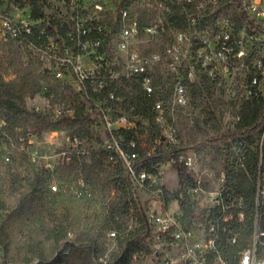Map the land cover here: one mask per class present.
Returning a JSON list of instances; mask_svg holds the SVG:
<instances>
[{
    "label": "built area",
    "instance_id": "built-area-1",
    "mask_svg": "<svg viewBox=\"0 0 264 264\" xmlns=\"http://www.w3.org/2000/svg\"><path fill=\"white\" fill-rule=\"evenodd\" d=\"M136 1L0 0V44L19 45L62 88L71 89L81 99L96 129H102L104 137L100 147L109 151L135 190L156 188L165 211L162 209L150 216L144 211L147 227L152 231L150 252L136 256L137 264H264V229L259 224V215L251 245L239 252L234 262L227 259L225 248L238 243V236L229 233V224L235 220L242 222L245 217L244 200L230 196L229 184L210 193L204 190L202 180L197 181L189 191L195 212L191 218L185 217L181 201L176 202V214L166 210L171 200L163 196L160 166L181 162L189 171L195 165V155L173 151L178 145L177 130L165 121L171 110L158 95L154 110L156 121L163 129L162 138L156 140L153 149L142 143L143 152L134 151L141 138L143 117L132 111L123 112L124 99L117 94V89L127 81L139 79L144 92L155 95L153 75L155 67L161 65L166 68L165 79L173 89L174 107L185 108L189 104L188 86L198 73L221 86L239 82L244 102L254 93L264 99V0H234L235 12L216 22L209 21L207 15L213 12L219 0H183V3L153 0L161 14L153 26H145L144 30L168 28L169 42L161 53L149 55L137 47L142 25L133 14L132 6ZM36 4L44 14L39 18L34 14ZM176 4L185 11L187 28L184 30L175 29L169 19ZM59 8L62 11L57 14ZM107 27L108 33L105 32ZM115 29H120V35L111 42L110 35ZM111 85L114 90L106 95ZM66 94L54 105L55 120L75 115ZM236 121H240V116ZM6 125L0 120V126ZM122 132L133 133L135 138L126 142ZM157 149L170 151L171 155L159 165L158 174L153 175L140 160ZM4 159L9 163L11 157L6 155ZM50 190L56 192L58 186L51 184ZM203 194L211 195L210 199L203 198ZM261 200L264 202V184L259 181L258 206ZM204 211H208L205 224L199 219ZM110 236L116 237L117 232H111ZM69 238H73L72 234ZM106 261L101 256L97 258L99 264Z\"/></svg>",
    "mask_w": 264,
    "mask_h": 264
},
{
    "label": "rangeland",
    "instance_id": "rangeland-1",
    "mask_svg": "<svg viewBox=\"0 0 264 264\" xmlns=\"http://www.w3.org/2000/svg\"><path fill=\"white\" fill-rule=\"evenodd\" d=\"M175 2L183 3V0ZM53 6L57 7L58 3H53ZM132 8L133 14L139 18L142 25L137 47L146 55L161 53L169 42L168 28L154 29L152 32L144 30L145 26H153L156 17L161 14L156 10L154 1L137 0ZM61 11L59 8L56 13ZM109 31L107 27L105 32ZM119 35L120 29L113 30L110 35L111 42L117 40ZM9 49V42H1L0 75L5 82H13L16 88H21L24 83L31 80V74L34 79L35 73V79L41 84L42 91L35 96H25L23 104L29 114L20 117V128L9 129L7 125L0 126V200L5 202L10 210H14L18 207L21 197L29 192L26 182L15 184L14 175L21 173L26 177H32L34 170L43 174L48 173L45 176L47 194L58 196V201L61 202L60 211L67 209L74 216V222L68 228L72 239L75 241V238L81 237L85 232L93 236L99 216L97 214L107 212L101 207L106 200L104 198L106 188L87 185L86 172L81 163L84 157H93L92 152L100 148L99 144L89 135L73 138L66 130L47 128L38 130L34 114L53 117L54 105L62 99L63 94H60V91L58 94L50 93V83L42 66L35 71L32 69L29 73L27 58H24L26 56L16 55ZM155 72L153 78L158 98L171 110L165 121L177 130L176 148L195 155V165L189 170L194 183L202 180L204 190L210 193L228 187L231 177L227 176L224 164L231 142H225L222 136L233 132L237 126L236 118L240 115L244 103V92L238 88L239 82H232L231 86H221L209 81L204 74L198 73L195 81L188 86L189 104L185 108H179L172 104L173 89L165 79L166 68L160 65L155 67ZM2 112L3 107L0 106V115ZM96 132L100 138L104 137L101 128ZM140 134V140L143 142L148 134L143 125H140ZM262 142L264 143V136ZM145 145L153 149L156 144L145 142ZM6 155L11 157L9 163L4 159ZM160 170L163 175L160 183L164 189L171 195H177L180 190L177 171L166 165L160 166ZM51 184H56L58 191L51 192ZM175 195H172L166 210L176 214L178 212L176 202H180L182 195L174 197ZM112 196H115V191H112ZM202 196L206 200L211 197L204 194ZM134 198L149 216L162 209L165 211L160 203V196L152 187L136 189ZM2 212L3 209L0 207V213ZM202 214L199 219L205 224L204 218L208 211ZM51 226L42 207L34 204L19 220L8 225L7 236L3 238L8 242L9 253L6 255L0 246V264H4L5 261L26 264L30 259H34L35 263L37 259L34 257L38 254H43L50 260L54 259L57 256L56 247L48 239ZM115 239L116 237H111L110 234L100 239V256L106 260L117 251ZM76 242L80 244L79 241ZM262 248L264 255V245ZM67 256L66 264H88L82 253L69 252Z\"/></svg>",
    "mask_w": 264,
    "mask_h": 264
},
{
    "label": "trees",
    "instance_id": "trees-1",
    "mask_svg": "<svg viewBox=\"0 0 264 264\" xmlns=\"http://www.w3.org/2000/svg\"><path fill=\"white\" fill-rule=\"evenodd\" d=\"M129 1V0H127ZM234 0H219L218 5L212 13L207 15L209 21L216 22L230 12H235ZM37 2V0H33ZM34 14L37 18L44 14L40 11L39 6L35 5ZM169 19L172 26L177 30L187 28L185 11L181 5H174ZM205 28V25L202 26ZM11 52L27 58L29 73L32 69L35 71L41 66L29 53H25L21 47L13 42H9ZM24 54V55H23ZM2 61V58L1 60ZM34 73V72H33ZM31 74V80L24 83L21 88H16L13 82H5L0 75V106L3 112L0 119L7 123L9 129H18L20 117L29 114L24 107L25 96H35L42 91L41 84ZM48 78L50 93L66 94V100L75 109V115L72 118H63L55 120L51 116L34 114L36 117V127L38 130L54 129L66 130L73 138H83L89 135L97 143L102 144L101 138L96 132V124L90 120L86 114V106L81 99L69 88H62V85L54 77L46 72ZM114 90V86H109L105 92ZM117 94L124 99L121 105L123 112L132 113L143 117V125L147 131V137L142 142L137 140L138 147L136 152H143L142 143L156 142L162 138L163 129L156 121L157 114L154 110V101L156 95H148L142 89L140 80L127 81L126 85L117 89ZM240 121L236 129L222 136L225 142H231V147L227 150L224 170L229 182L228 193L230 196H236L244 200L243 213L245 215L242 222L235 220L229 224L230 235L238 236V243L234 246L225 248L227 259L234 262L239 252L248 248L252 243L257 215H259V224L264 229V202L260 201L257 205L259 181L264 184V99L258 94H253L250 100L244 102L240 110ZM143 134L145 132H142ZM125 141L129 142L135 138L133 133H123ZM175 153L185 152V150L174 149ZM93 157H84L81 167L85 170L87 176V185L104 186L106 188L105 201L101 205L106 213L97 214L98 221L95 224V234L89 236L87 232L81 237L75 238V241L69 238V226L74 222L69 210H61V202L58 196L47 194L46 174L34 170L32 177H26L21 173L15 174L13 181L15 184L26 182L29 186V192L21 197L19 205L14 210H10L6 203L0 200V207L3 212L0 213V246L4 249L6 255L9 253L8 242L3 238L7 236V227L15 220H19L26 214L34 204L42 207L51 223L48 239L54 243L57 256L50 260L43 254H38L34 259L26 261V264H66L68 253H82L88 260V264H99L97 258L100 256L101 246L100 239L113 231L117 232L116 243L117 251L107 259L105 264H137L136 256L150 252L149 240L152 231L147 227V220L142 206L137 202L135 189L129 178L124 174L122 167L116 164L108 150L100 147L93 151ZM171 152L157 149L150 156H143L140 163L147 169L150 174L157 175L159 165L170 159ZM89 160V164L87 161ZM172 167L177 171L179 178V192L174 197H180L182 209L186 218L194 216V207L191 202L189 191L194 186V179L189 173L187 167L176 162ZM156 190V188H154ZM115 191V196H112ZM163 196L168 201L172 195L163 190ZM227 237V235L225 236ZM77 241L80 244H76ZM82 245V246H81ZM82 249V250H80ZM4 264H18L16 262L5 261Z\"/></svg>",
    "mask_w": 264,
    "mask_h": 264
}]
</instances>
